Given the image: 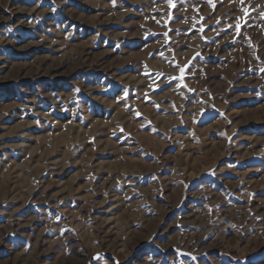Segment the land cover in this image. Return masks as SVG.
Masks as SVG:
<instances>
[{
    "label": "rangeland",
    "instance_id": "1",
    "mask_svg": "<svg viewBox=\"0 0 264 264\" xmlns=\"http://www.w3.org/2000/svg\"><path fill=\"white\" fill-rule=\"evenodd\" d=\"M0 264H264V0H0Z\"/></svg>",
    "mask_w": 264,
    "mask_h": 264
},
{
    "label": "crops",
    "instance_id": "2",
    "mask_svg": "<svg viewBox=\"0 0 264 264\" xmlns=\"http://www.w3.org/2000/svg\"><path fill=\"white\" fill-rule=\"evenodd\" d=\"M169 107H171V109H172V108L174 107V103L171 104ZM161 111H163V110H161ZM160 123H162V126H163L164 123H165V119H164V120H161ZM155 124H156V125L159 124L158 121H156ZM163 127H164V126H163ZM160 130H163V129L161 128Z\"/></svg>",
    "mask_w": 264,
    "mask_h": 264
}]
</instances>
